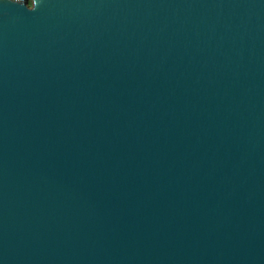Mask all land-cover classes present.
Listing matches in <instances>:
<instances>
[{
    "label": "water",
    "instance_id": "1",
    "mask_svg": "<svg viewBox=\"0 0 264 264\" xmlns=\"http://www.w3.org/2000/svg\"><path fill=\"white\" fill-rule=\"evenodd\" d=\"M0 264H264V0H0Z\"/></svg>",
    "mask_w": 264,
    "mask_h": 264
},
{
    "label": "trees",
    "instance_id": "2",
    "mask_svg": "<svg viewBox=\"0 0 264 264\" xmlns=\"http://www.w3.org/2000/svg\"><path fill=\"white\" fill-rule=\"evenodd\" d=\"M28 5H29V6L31 5V2H30V1L28 2Z\"/></svg>",
    "mask_w": 264,
    "mask_h": 264
}]
</instances>
